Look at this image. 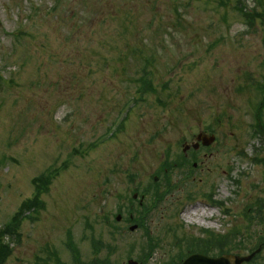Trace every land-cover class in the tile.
I'll return each instance as SVG.
<instances>
[{"label": "rangeland", "instance_id": "obj_1", "mask_svg": "<svg viewBox=\"0 0 264 264\" xmlns=\"http://www.w3.org/2000/svg\"><path fill=\"white\" fill-rule=\"evenodd\" d=\"M255 7L254 0H0V227L33 195L35 176L61 168L42 196L45 208L22 221L2 264H48L53 248L75 264L68 234L82 264L139 263L140 245L150 255L145 264L171 263L178 248L170 234L150 249L139 230L120 223L111 234L106 221L131 188L146 186L208 131L209 147L188 149L189 161L168 170L171 190L158 207L175 216L148 221V233L177 223V233L195 237H204L201 229L237 232L231 245L246 242V233L264 235L255 221L264 200V136L255 132L264 24ZM144 72L156 90L139 98L135 79ZM210 192L221 204L207 201ZM193 206L214 210L211 221L188 220ZM98 239L105 247L94 255ZM254 240L237 253L248 254Z\"/></svg>", "mask_w": 264, "mask_h": 264}, {"label": "trees", "instance_id": "obj_2", "mask_svg": "<svg viewBox=\"0 0 264 264\" xmlns=\"http://www.w3.org/2000/svg\"><path fill=\"white\" fill-rule=\"evenodd\" d=\"M256 8L254 9L253 18H258L261 22H264V2L263 0H254ZM259 9V10H256ZM245 15V14H244ZM246 16V15H245ZM136 83V92L143 96L144 94L154 92L156 90L155 86L153 85L152 81L145 76H140L135 79ZM261 91L263 93V98L261 102L257 106V115L256 119L258 122L259 127L262 126L261 124V112L264 108V82L261 86ZM74 152H79L74 150ZM58 174V169L50 168L46 170L44 173L34 177L32 179V185L34 186V194L31 199H27L23 201L19 207L18 212L10 219L8 223H6L2 230H0V264L4 262V260L9 256L11 250L9 246L3 241L4 236H12V237H19L18 234V227L20 225L21 220L24 217L25 212L29 213H38L41 209L44 208V203L41 200V195L48 191L49 185L51 184L54 177ZM226 243L225 237L220 238V245L221 251H223V244ZM99 249V248H98ZM75 249L73 248V251ZM77 253V252H76ZM78 259V256H77ZM104 264H109L108 259H104Z\"/></svg>", "mask_w": 264, "mask_h": 264}, {"label": "flooded vegetation", "instance_id": "obj_3", "mask_svg": "<svg viewBox=\"0 0 264 264\" xmlns=\"http://www.w3.org/2000/svg\"><path fill=\"white\" fill-rule=\"evenodd\" d=\"M136 205H137V207H136ZM134 206L136 208H134ZM138 206H140L139 201H137V203H133L130 205V208H134L135 215L134 216L129 215V220L134 221L133 223L138 226V230L140 231L141 235H144V233L147 229V222L148 221H150L154 218L165 219V220H167L168 218H172V214L166 215V217H164V214H166L167 212H165L166 210L162 209V207H154V206L150 205V207L148 206L145 208H141ZM133 223H131V224H133ZM194 241H197V239H195V237L183 236L181 243H182V245H184L185 248H183V250L181 252H177L174 256L178 257V256L183 255L185 253H187V255H189L191 253L205 254L203 251H195V250L192 251V248H188V246L191 243H193ZM262 246H264V242H262L260 244L261 248H262ZM260 252H261V250H260ZM260 252H258L248 264H264V259H261L264 252H263V254H261ZM208 255H209V253H208ZM149 257H150L149 255H143V256H141V259H148Z\"/></svg>", "mask_w": 264, "mask_h": 264}, {"label": "water", "instance_id": "obj_4", "mask_svg": "<svg viewBox=\"0 0 264 264\" xmlns=\"http://www.w3.org/2000/svg\"><path fill=\"white\" fill-rule=\"evenodd\" d=\"M201 137L198 136V139ZM214 137L210 136L203 138L204 144H209L213 141ZM133 228V227H132ZM251 258L250 256L238 257L233 255H223L218 258H208L199 255H193L185 259L182 264H242L243 261H248ZM129 264H136L134 261H128Z\"/></svg>", "mask_w": 264, "mask_h": 264}, {"label": "bare ground", "instance_id": "obj_5", "mask_svg": "<svg viewBox=\"0 0 264 264\" xmlns=\"http://www.w3.org/2000/svg\"><path fill=\"white\" fill-rule=\"evenodd\" d=\"M214 210H209L205 207H199V206H193L189 210L186 211L185 217L188 220H197L200 224H202V220H200L201 217H206L208 215H213Z\"/></svg>", "mask_w": 264, "mask_h": 264}]
</instances>
